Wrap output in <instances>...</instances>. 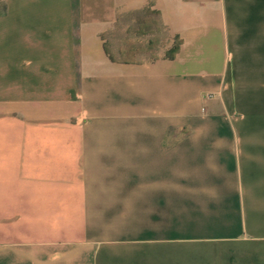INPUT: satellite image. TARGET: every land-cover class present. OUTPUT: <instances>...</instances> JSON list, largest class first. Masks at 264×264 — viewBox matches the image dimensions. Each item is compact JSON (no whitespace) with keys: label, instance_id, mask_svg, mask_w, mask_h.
<instances>
[{"label":"crops","instance_id":"obj_1","mask_svg":"<svg viewBox=\"0 0 264 264\" xmlns=\"http://www.w3.org/2000/svg\"><path fill=\"white\" fill-rule=\"evenodd\" d=\"M0 264H264V0H2Z\"/></svg>","mask_w":264,"mask_h":264},{"label":"rangeland","instance_id":"obj_2","mask_svg":"<svg viewBox=\"0 0 264 264\" xmlns=\"http://www.w3.org/2000/svg\"><path fill=\"white\" fill-rule=\"evenodd\" d=\"M2 9H3V2L2 0H0V12L2 11Z\"/></svg>","mask_w":264,"mask_h":264},{"label":"trees","instance_id":"obj_3","mask_svg":"<svg viewBox=\"0 0 264 264\" xmlns=\"http://www.w3.org/2000/svg\"><path fill=\"white\" fill-rule=\"evenodd\" d=\"M3 9H4V5H3ZM3 9H2V10H3Z\"/></svg>","mask_w":264,"mask_h":264}]
</instances>
